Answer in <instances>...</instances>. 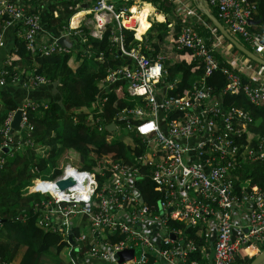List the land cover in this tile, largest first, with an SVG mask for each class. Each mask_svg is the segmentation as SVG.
Returning a JSON list of instances; mask_svg holds the SVG:
<instances>
[{"label":"built area","instance_id":"1","mask_svg":"<svg viewBox=\"0 0 264 264\" xmlns=\"http://www.w3.org/2000/svg\"><path fill=\"white\" fill-rule=\"evenodd\" d=\"M30 1L0 0V48L5 47L7 29L17 33L29 54L69 52L57 42L60 36L70 42L78 41L81 46L85 43L80 26L62 27L55 34L45 29L40 12L47 0H40L36 3L38 6ZM163 1L172 6L173 15L180 22L173 40L174 50H184L188 60L201 64L202 75L190 82L184 94L167 93L174 87V81L162 85L167 76L163 55L145 56L140 50L146 45L141 43L129 48L124 46L121 30L135 32L136 25L129 6L116 4L114 0H91L88 9L97 16L99 28L98 34L91 36L99 38L105 25L110 24L109 47L130 63L124 67H105L101 84L125 83L129 96L140 101L121 108L115 116L137 123L138 138L145 146L139 163L147 167L146 175L153 189L160 192L157 208L141 202L138 191L126 182L138 167L120 160L102 161L99 181L91 172L65 163L58 175L51 179L35 177L24 191L42 196L32 203V212L37 214L35 224L44 230H58L66 237L75 223L72 219L78 221L85 215L90 220L88 256L91 258L110 260L121 251L132 250L130 258L117 263L237 264V259L250 258L264 247V187L237 191L234 183L241 166L239 156L249 166L264 167V133L254 146L237 139L243 135L244 128L256 123L244 106L264 105V70L256 68L245 56L232 52L230 44L205 22L193 0ZM205 2L215 7L216 18L230 36L240 38L248 47L242 45L264 59V24H248L256 9L255 0ZM51 16L56 18V12L52 11ZM199 29L209 33L208 39ZM215 53L227 62V67L219 66ZM90 57L88 54L87 58ZM93 59L100 60L101 54ZM5 63L6 60L0 67V88L10 85L29 91L48 84L43 75L34 73L23 77L12 73L5 80ZM216 70L225 76L218 92L205 82V77ZM238 92L244 97V103L222 108L223 96ZM38 106L46 104L27 100L6 113L0 126V153L4 148L19 151L25 143H33L32 138L23 140L22 135H28L32 129L28 109L36 110ZM16 110L19 121L12 127ZM3 161L0 155V167ZM67 178L72 182L59 188L56 181ZM104 227L115 233L110 234L115 238L113 241L104 240ZM184 227L191 228L193 233L199 227L207 250L198 247L193 236L184 232ZM86 232L80 227L72 242H83ZM0 264L13 263L0 258Z\"/></svg>","mask_w":264,"mask_h":264},{"label":"trees","instance_id":"2","mask_svg":"<svg viewBox=\"0 0 264 264\" xmlns=\"http://www.w3.org/2000/svg\"><path fill=\"white\" fill-rule=\"evenodd\" d=\"M31 1L35 4L34 6H38L39 4L36 3L40 2V0ZM58 1L51 2L49 10L57 9L60 13L61 8L68 7V14L61 12V16H64L63 24H67V19L76 9L77 0ZM132 1L127 0L125 6L131 5ZM142 1L152 3L158 13L171 16L170 18L165 16L161 22H152L142 35L141 41L133 38L131 29H122L124 46L129 48L141 43L146 45L140 50L145 56L163 55V64L167 70L165 79L175 82L174 87L168 89L167 93L169 95L184 94L183 91L188 89L190 82L202 75L201 64L188 60V54L184 50H174L173 40L178 33L180 22L173 15L172 6L163 0ZM255 2L256 9L252 19L260 20L259 25H262L264 24V0H255ZM57 3H60L61 8L57 6ZM208 6L210 9L205 5L209 13L216 17L215 7ZM149 8L148 5L145 6L147 15ZM201 16L212 26L203 13ZM60 20L59 15L52 18L50 14L49 19L45 21L46 29L48 31L54 29L58 32L62 26ZM145 23L148 25L143 18L139 20L137 28L134 29L136 38L146 29L143 27ZM171 23V27H168L167 25ZM110 27V24H106L99 38L83 33L86 38L85 43L81 46L78 41L71 42L67 53L29 54L21 38L12 39L11 46L6 50V63L3 66L7 70L5 80H9L12 73L20 77L28 73L40 74L48 80V85L52 84L59 98L58 100L42 99L38 102H45L46 106H38L36 110L28 109L27 116L32 129L28 135L23 134L22 137L23 140L32 138L31 145L25 143L23 149L19 151L0 153L4 159L0 167V258L2 260L11 261L13 264H119L114 258L97 260L88 256L90 220L85 215H82L78 221L73 218L75 223L70 228L71 240L77 235L80 227L85 228V232L87 231L85 239L80 243L69 242L67 235L64 237L58 230L54 232L49 229L44 230L35 224L37 214L32 212V203L38 202L42 196L38 193L22 194L20 185L26 186L33 178L39 176L44 179L55 177L67 161L79 170L91 172L97 181L100 179V165L106 159L135 165L138 169L134 176L130 175V178L126 179L128 186L138 191L141 200L147 206L157 208V202L161 199L160 192L153 189L146 175L147 167L139 163L142 143L138 136L132 132H122V128L118 126L114 131H119L121 134L118 139H113L114 131L109 129L116 111L123 107H131L136 104V101L140 102L138 98L128 95L125 83H106L104 86L101 84L100 80L103 78L105 67L114 65L124 67L130 64L127 59L109 47ZM199 30L208 39L209 33L204 29ZM81 32H85V29ZM216 34L220 36L217 30ZM223 41L228 44L225 39ZM230 47L232 52L243 56L232 45ZM72 51L76 52V56L80 59L74 68L69 63ZM99 53L101 59H93L99 56ZM88 54L91 55L90 58H87ZM174 55L175 59H173ZM215 55L219 60V66L227 67V62L218 53ZM243 77L242 80L245 82ZM205 82L218 92L225 83V76L221 71L216 70L205 77ZM28 96L31 100L36 99V95L32 92ZM242 103H244V97L238 92L235 95H224L221 106L227 109L231 105ZM16 107L17 100L13 98V95L7 89L0 88V126L6 113ZM244 109L256 123L244 128L243 135L237 139L242 144L249 143L254 146L264 133V105L246 104ZM97 115L101 116L96 121ZM238 161L241 166L236 171V182H234L236 190L250 191L263 188L264 167L258 164L249 166L240 156ZM137 176L140 177L136 178ZM11 182L19 186L11 188ZM199 230V227H196L193 233L191 228L184 227V232H189L193 236L196 245L204 247L202 243L204 240L200 237ZM110 234L115 233L104 227L102 236L103 238L105 236V241L115 239ZM251 259L252 257H246L237 259L236 262L243 261L248 264ZM148 260L153 261L152 256H148Z\"/></svg>","mask_w":264,"mask_h":264},{"label":"crops","instance_id":"3","mask_svg":"<svg viewBox=\"0 0 264 264\" xmlns=\"http://www.w3.org/2000/svg\"><path fill=\"white\" fill-rule=\"evenodd\" d=\"M54 1H58V0H47L45 6L43 7V9L40 12V18L42 20V25H43V27L45 29H46V27H45V21H47L49 19V16H50L51 12L52 11H55L56 14H57V17H58V15L60 16V18H61L60 23H62V26H61V28H60V30L58 32L61 31L62 27L67 28L68 26L69 27L80 26L81 29H85L86 30L85 33H87L89 35H92L90 33L92 30L95 33L98 34L99 31L96 29V28H98L97 26L94 25L93 28H90L89 30H87L85 28V26H83L84 25V22L87 20L84 17V14H89L87 12H88V6H89V3H90L91 0H77L76 5H75L76 9H75L74 13H72V15H70L69 18L67 19V24H63L64 16L63 15L61 16V12H63L66 15L69 12V8L67 7L66 9H62L60 7V3H57V6L61 8L60 9L61 10L60 13L58 12L57 9H52V11H50L49 10V5H50L51 2H54ZM114 1L116 2V4H119V5H121V4L125 5L127 3V0L126 1L125 0H114ZM137 1L138 0H133L132 3L136 6V2ZM139 1H141V5H139L138 8H140V6H142V7L144 6V10H142V11H143V13L145 15H147V11L145 10V6L148 5L150 7L149 8L148 15H147V17L149 19L146 18L147 21H149L148 27H146V29H145V32H146L147 29L150 27V25H151L152 22H154V21H156V22L162 21L165 16L163 14H161V13H158L157 10H156V8L152 5V3L148 2V1H142V0H139ZM134 5H130V6L131 7H134ZM70 9H72V8H70ZM78 12H79V14L75 15ZM160 17H161V19H160ZM90 19H92L93 22L96 21V18L94 16H92V15H91ZM170 21H171V19H170ZM171 25H172V23L168 27H171ZM49 32H52L53 34H55L57 31H54V29H53V30H51ZM16 34L17 33L15 31H12L10 29H7V31H6V43H5V47H4V49L3 48H0V67L2 66L3 61L5 60L7 48L11 46V40L14 39V38H17ZM93 35H96V34H93ZM76 55H77L76 53L70 52L69 63L72 65V68H74L77 65V63L79 62V60H80L79 57L76 56ZM175 58H176V56L174 55L173 56V59H175ZM178 59H179V57H178ZM172 82L173 81H167V79H165V80L162 81V85L163 84L170 85V84H172ZM3 88L7 89L13 95V98H15L17 100V106L20 103H25V102H27V100L28 101L31 100L30 97L28 96L30 94V92H32V93H34L36 95L35 96L36 99L31 100V101L38 102V101H40L42 99L49 100L50 98H53L54 100L55 99L58 100L57 99L58 93L52 87V84L51 85H48L47 84L45 86L40 87L39 89L29 90V91H25V90H23L20 87H12L10 85H6ZM65 163H69V162H65ZM69 164H71V163H69ZM14 186H17L16 183H12L11 182L10 183V187L12 188ZM202 243L204 244L205 250H207L205 242L203 241ZM210 244H211V242L209 243V246H210ZM208 253L210 255V251H208Z\"/></svg>","mask_w":264,"mask_h":264},{"label":"water","instance_id":"4","mask_svg":"<svg viewBox=\"0 0 264 264\" xmlns=\"http://www.w3.org/2000/svg\"><path fill=\"white\" fill-rule=\"evenodd\" d=\"M196 6V9H198L200 12L204 14V16L209 20L211 25L219 32L221 37H223L232 47H234L236 50H238L240 53H242L247 59L251 60L253 63H256L258 65H261L264 67V59L261 57L255 55L250 50L246 49L242 44H240L236 39H234L232 36H230L227 31L223 28V26L220 24L218 19L209 13L205 5L203 4L202 0H193ZM260 23V20H253L248 19L249 25H257ZM57 42L62 46L66 48L71 47V43L68 42L64 37L60 36L57 39ZM19 121V111L16 110L13 114V118L11 121V126L16 127ZM110 130L113 129L112 126H109ZM8 148H4V152H8ZM72 180L70 178L67 179H59L56 181V184L59 186V188H65L68 184H70ZM141 201V198H140ZM67 239L69 242H72L71 240V229L67 231ZM132 250L129 251H121L117 254H115L113 257L114 259H118L117 261L120 262L121 260L128 259L131 257ZM264 262V248H262L257 254L254 255V257L249 261L248 264H260Z\"/></svg>","mask_w":264,"mask_h":264},{"label":"rangeland","instance_id":"5","mask_svg":"<svg viewBox=\"0 0 264 264\" xmlns=\"http://www.w3.org/2000/svg\"><path fill=\"white\" fill-rule=\"evenodd\" d=\"M203 4L204 5H206L208 8H209V6H208V4L205 2V1H203ZM131 5H134L133 3H131ZM139 5H141V1H137L136 2V6L134 5V7H131L130 5H129V7H130V10L131 11H134L135 13H139L140 15H141V12H142V10H144V6L142 7V6H140V8H138V6ZM210 9V8H209ZM87 13H89V14H84V17L87 19L85 22H84V25L83 26H85V28L87 29V30H89L90 28H93V26L95 25L96 26V21L95 22H93V20L92 19H90V17H91V15H93L96 19H97V16L96 15H94V14H91L90 12H87ZM160 16V15H159ZM165 16H168L169 18H170V16L171 15H165ZM143 17V20L145 19L146 20V22H148L149 23V21H147V19H149L148 17H147V15H143L142 16ZM147 18V19H146ZM160 19H161V17H160ZM164 19H165V17H164ZM163 19V20H164ZM162 20V21H163ZM159 22H161V21H159ZM98 31H99V28H96ZM96 31V30H95ZM91 34H97V33H95L93 30L90 32ZM135 34V32H133V35ZM133 38L134 39H136V37L135 36H133ZM139 38H142V36H139L136 40H138ZM237 40L239 41V42H241L242 44H244L245 46H247L245 43H243L242 41H241V39L239 38H237ZM248 47V46H247ZM72 52H74V51H72ZM261 55H263V54H261ZM167 58H170V57H167ZM254 66L256 67V68H258L259 70H264V67L263 66H261V65H255L254 64ZM101 81V80H100ZM99 81V82H100ZM101 83V82H100ZM57 99H58V97H57ZM99 117H100V115H98V116H96L95 117V120H97V119H99ZM68 162V161H67ZM64 165V164H63ZM62 165V166H63ZM39 177H42V176H39ZM16 185H18L17 183H16ZM19 186V185H18ZM20 188L21 189H23V187L20 185ZM14 190H15V188H13ZM25 193H26V191H25ZM23 194V193H22ZM237 264H245L243 261H238V263Z\"/></svg>","mask_w":264,"mask_h":264},{"label":"clouds","instance_id":"6","mask_svg":"<svg viewBox=\"0 0 264 264\" xmlns=\"http://www.w3.org/2000/svg\"><path fill=\"white\" fill-rule=\"evenodd\" d=\"M88 9H89V6H88ZM89 12V11H88ZM92 14V13H91ZM72 15V14H71ZM93 16V15H92ZM81 30H84V29H81ZM86 31V30H85ZM133 31V30H132ZM85 33V32H84ZM87 34V33H86ZM89 35V34H88ZM91 36V35H90ZM68 41V40H67ZM68 42H70V41H68ZM71 43V42H70ZM72 44V43H71ZM241 44V43H240ZM244 46V45H243ZM245 47V46H244ZM246 48V47H245ZM69 49V48H68ZM247 49V48H246ZM74 53H76V52H74ZM244 56V55H243ZM174 85H175V83H174ZM129 95V94H128ZM138 103H137V101H136V104H134V105H137ZM133 105V106H134ZM121 109V108H120ZM119 109V110H120ZM117 112V111H116ZM101 116V115H100ZM123 123V124H122ZM121 125H123L122 127H121ZM137 125V123L136 122H131V121H128V120H121V119H118L116 116H113V119H112V122L110 123V125L109 126H112L113 127V131L118 127V126H120V128H122V132H132V133H134L135 135H137V136H140L139 135V132L135 129V126ZM110 128V127H109ZM120 132L119 131H114V135H113V139H118L119 138V136H120ZM120 140H123V139H120ZM140 141V140H139ZM141 143V142H140ZM142 148H141V152L143 153L144 151H145V146H144V144L142 143ZM9 152V151H8ZM72 165V164H71ZM62 169V168H61ZM61 172V171H60ZM29 185V184H28ZM28 185H26V186H28ZM26 186H22L23 187V189L21 190V192L22 193H25V188H26ZM141 202H142V200H141ZM262 248H264V247H262ZM261 248V249H262ZM260 249V250H261ZM133 253V252H132ZM254 256H252V258H253Z\"/></svg>","mask_w":264,"mask_h":264},{"label":"bare ground","instance_id":"7","mask_svg":"<svg viewBox=\"0 0 264 264\" xmlns=\"http://www.w3.org/2000/svg\"><path fill=\"white\" fill-rule=\"evenodd\" d=\"M130 13L132 14V18L134 19V21L136 22V25H135V27H134V29H136L137 28V26H138V23H139V20L141 19V18H143L142 16L144 15V13H143V11L141 12V15L139 14V13H135L134 11H131L130 10ZM77 14H79V12L77 13ZM77 14H75V15H77ZM74 15V16H75ZM72 19V18H71ZM146 20L144 19V22H145ZM71 22V21H70ZM71 24V23H70ZM148 25L145 23L144 25H143V27L144 28H146Z\"/></svg>","mask_w":264,"mask_h":264}]
</instances>
